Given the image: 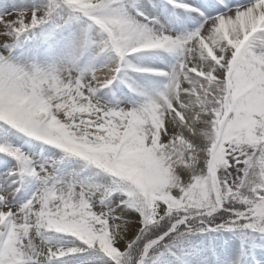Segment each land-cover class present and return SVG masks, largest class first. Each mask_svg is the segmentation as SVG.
<instances>
[{
	"label": "snow or ice",
	"instance_id": "snow-or-ice-1",
	"mask_svg": "<svg viewBox=\"0 0 264 264\" xmlns=\"http://www.w3.org/2000/svg\"><path fill=\"white\" fill-rule=\"evenodd\" d=\"M0 264H264V0H0Z\"/></svg>",
	"mask_w": 264,
	"mask_h": 264
}]
</instances>
